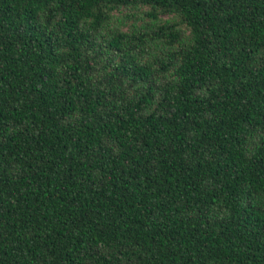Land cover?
<instances>
[{
	"label": "trees",
	"instance_id": "trees-1",
	"mask_svg": "<svg viewBox=\"0 0 264 264\" xmlns=\"http://www.w3.org/2000/svg\"><path fill=\"white\" fill-rule=\"evenodd\" d=\"M0 264H264V0H0Z\"/></svg>",
	"mask_w": 264,
	"mask_h": 264
},
{
	"label": "rangeland",
	"instance_id": "rangeland-1",
	"mask_svg": "<svg viewBox=\"0 0 264 264\" xmlns=\"http://www.w3.org/2000/svg\"><path fill=\"white\" fill-rule=\"evenodd\" d=\"M147 7L137 8H120L112 13V18L109 23L103 28L102 34L109 38L113 31L119 30L123 33H148L156 29L160 25H166L169 22L176 23L177 28L183 30L188 40L190 37V31L186 25L182 24L179 18L174 14H161L158 20H153L147 15L149 12ZM184 41L186 42V40ZM149 52L144 55L143 60H148L152 56L165 55L168 52L169 46L161 39L151 38L147 41Z\"/></svg>",
	"mask_w": 264,
	"mask_h": 264
}]
</instances>
